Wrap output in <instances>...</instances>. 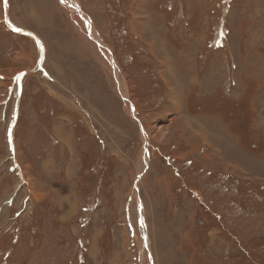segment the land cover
<instances>
[{
  "label": "rangeland",
  "instance_id": "374dc122",
  "mask_svg": "<svg viewBox=\"0 0 264 264\" xmlns=\"http://www.w3.org/2000/svg\"><path fill=\"white\" fill-rule=\"evenodd\" d=\"M77 1L0 0V264H264V0Z\"/></svg>",
  "mask_w": 264,
  "mask_h": 264
},
{
  "label": "bare ground",
  "instance_id": "6f19581e",
  "mask_svg": "<svg viewBox=\"0 0 264 264\" xmlns=\"http://www.w3.org/2000/svg\"><path fill=\"white\" fill-rule=\"evenodd\" d=\"M62 1V3H64L68 8H70V9H73V10H75V9H77V7H78V5L80 4V3H78V1L77 0H61ZM79 8V7H78ZM86 20H87V18H85ZM87 26L88 27H91V23L90 22H87ZM96 40H97V42L98 43H100L101 45H103V46H105L102 42H101V40H99V38H96ZM106 50H107V48H106ZM107 53V52H106ZM109 56V55H108ZM111 58V57H110ZM113 68L115 69V72H116V77H117V82H118V84H119V87H120V91L124 94V95H126V96H128L127 95V93L125 92V90H126V88H127V85L125 84V81L122 79V77H121V71L119 70V68L117 67V65L114 63V61H113ZM123 74V73H122ZM128 91V90H127ZM129 97V96H128ZM128 99V98H127ZM147 158V155H145V159ZM145 167V166H144ZM143 167V168H144ZM142 228H143V230H144V233L146 234V226H145V223L143 222V224H142ZM148 231V230H147ZM143 245L145 246L146 244H147V246H145L146 247V249H147V252H150L151 251V249H150V245H148V243H147V237H146V235H145V237H144V240H143ZM151 243V242H150ZM147 256V255H146ZM146 259V258H145ZM148 259V258H147ZM148 262V261H147Z\"/></svg>",
  "mask_w": 264,
  "mask_h": 264
},
{
  "label": "trees",
  "instance_id": "16d2710c",
  "mask_svg": "<svg viewBox=\"0 0 264 264\" xmlns=\"http://www.w3.org/2000/svg\"><path fill=\"white\" fill-rule=\"evenodd\" d=\"M47 148V147H46ZM44 153H45V151L42 153V158H43V160H45L47 157H46V155H44Z\"/></svg>",
  "mask_w": 264,
  "mask_h": 264
},
{
  "label": "crops",
  "instance_id": "0c3cea01",
  "mask_svg": "<svg viewBox=\"0 0 264 264\" xmlns=\"http://www.w3.org/2000/svg\"><path fill=\"white\" fill-rule=\"evenodd\" d=\"M186 7V6H185ZM43 161V158L41 159Z\"/></svg>",
  "mask_w": 264,
  "mask_h": 264
},
{
  "label": "snow or ice",
  "instance_id": "6c2138e0",
  "mask_svg": "<svg viewBox=\"0 0 264 264\" xmlns=\"http://www.w3.org/2000/svg\"><path fill=\"white\" fill-rule=\"evenodd\" d=\"M17 31H18V29H17Z\"/></svg>",
  "mask_w": 264,
  "mask_h": 264
}]
</instances>
